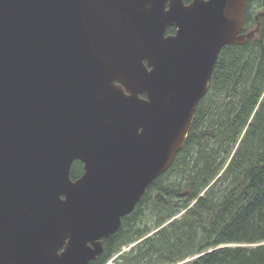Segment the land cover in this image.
Listing matches in <instances>:
<instances>
[{"label": "water", "instance_id": "water-1", "mask_svg": "<svg viewBox=\"0 0 264 264\" xmlns=\"http://www.w3.org/2000/svg\"><path fill=\"white\" fill-rule=\"evenodd\" d=\"M246 3L0 0V264L100 256L182 149L221 50L253 37Z\"/></svg>", "mask_w": 264, "mask_h": 264}, {"label": "trees", "instance_id": "trees-1", "mask_svg": "<svg viewBox=\"0 0 264 264\" xmlns=\"http://www.w3.org/2000/svg\"><path fill=\"white\" fill-rule=\"evenodd\" d=\"M250 31L221 50L182 149L89 264H264V0H247Z\"/></svg>", "mask_w": 264, "mask_h": 264}, {"label": "flooded vegetation", "instance_id": "flooded-vegetation-1", "mask_svg": "<svg viewBox=\"0 0 264 264\" xmlns=\"http://www.w3.org/2000/svg\"><path fill=\"white\" fill-rule=\"evenodd\" d=\"M193 0H183V3H184V5H188V4H190L191 2H192ZM175 34V28L174 27H168L167 29H166V32H165V36H172V35H174ZM142 97V96H141ZM79 163V162H78ZM74 164V163H73ZM80 164V163H79ZM73 166V165H72ZM80 169H81V172H80V174L77 176V178L79 177V176H81V174H82V165L80 164ZM76 179V178H75ZM75 179H72V180H75ZM60 252V251H59ZM18 260H20V258H17Z\"/></svg>", "mask_w": 264, "mask_h": 264}, {"label": "rangeland", "instance_id": "rangeland-1", "mask_svg": "<svg viewBox=\"0 0 264 264\" xmlns=\"http://www.w3.org/2000/svg\"><path fill=\"white\" fill-rule=\"evenodd\" d=\"M125 250H127V248H126ZM106 264H114V262H113L112 259H111V260H109Z\"/></svg>", "mask_w": 264, "mask_h": 264}]
</instances>
